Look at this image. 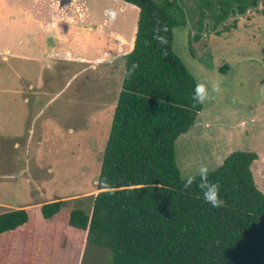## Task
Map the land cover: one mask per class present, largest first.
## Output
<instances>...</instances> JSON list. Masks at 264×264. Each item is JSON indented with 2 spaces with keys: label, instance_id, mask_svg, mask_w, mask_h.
Segmentation results:
<instances>
[{
  "label": "rangeland",
  "instance_id": "374dc122",
  "mask_svg": "<svg viewBox=\"0 0 264 264\" xmlns=\"http://www.w3.org/2000/svg\"><path fill=\"white\" fill-rule=\"evenodd\" d=\"M104 5L116 18L105 9L97 58L54 62L43 72L38 62L0 58V120H11L8 127L18 135L29 129L31 137L28 147L24 140L18 147L0 140V160L9 163L8 172H0V213L26 209L35 228L32 237L0 235V264H110V253L89 244L87 231L69 233L56 247L37 211L56 200L63 212L93 209L137 16V8L121 0ZM191 25L174 28V51L196 83L208 85L211 99L175 142L181 176L202 163L212 171L230 153L249 150L258 154L252 171L264 192L263 6L231 16L217 32L213 23L206 32L193 19ZM214 82L218 93L211 91Z\"/></svg>",
  "mask_w": 264,
  "mask_h": 264
},
{
  "label": "trees",
  "instance_id": "16d2710c",
  "mask_svg": "<svg viewBox=\"0 0 264 264\" xmlns=\"http://www.w3.org/2000/svg\"><path fill=\"white\" fill-rule=\"evenodd\" d=\"M122 1L139 10L125 72L139 68L124 73L92 212H63L58 200L38 207L50 240L61 247L70 232L87 231V242L107 250L110 264H264V192L252 171L258 154L234 151L210 171L220 208L206 204L195 184L184 189L175 154L177 138L202 110L191 98L196 80L174 51V28L187 24L184 8L202 30L207 20L216 26L258 0ZM160 25L167 27L165 46L153 39ZM30 220L23 208L0 213V235L32 237Z\"/></svg>",
  "mask_w": 264,
  "mask_h": 264
},
{
  "label": "crops",
  "instance_id": "0c3cea01",
  "mask_svg": "<svg viewBox=\"0 0 264 264\" xmlns=\"http://www.w3.org/2000/svg\"><path fill=\"white\" fill-rule=\"evenodd\" d=\"M104 2L109 3V0L0 2V58L3 61L10 57L38 62L42 65V72L54 62L97 58L99 50L97 52L94 46H100L107 26L105 9L109 12ZM138 13L139 10L134 17L133 33L136 31ZM8 125H11V120H0V140L14 141L15 147L24 140L28 147L31 140L29 129L26 134L18 135ZM8 164L0 160V172H8ZM17 189L21 190L20 187Z\"/></svg>",
  "mask_w": 264,
  "mask_h": 264
},
{
  "label": "clouds",
  "instance_id": "9594fccd",
  "mask_svg": "<svg viewBox=\"0 0 264 264\" xmlns=\"http://www.w3.org/2000/svg\"><path fill=\"white\" fill-rule=\"evenodd\" d=\"M112 20H115V12L109 10L107 13ZM167 32V27L160 25V27L154 29L153 39L158 42L160 46L167 45L168 41L166 36L161 33ZM162 51L166 54V49L162 47ZM139 68L138 64H132L125 72V77H130L136 69ZM221 86L219 82H214L211 85L212 92H220ZM192 101L194 104H204L211 99L209 93V87L204 82H198L194 84L192 92ZM210 170L206 164H201L194 174H189L183 178V187L185 190H189L195 184L199 189L203 201L210 205L212 208H220L224 205V199L221 195L220 185L209 179Z\"/></svg>",
  "mask_w": 264,
  "mask_h": 264
},
{
  "label": "flooded vegetation",
  "instance_id": "af4514ba",
  "mask_svg": "<svg viewBox=\"0 0 264 264\" xmlns=\"http://www.w3.org/2000/svg\"><path fill=\"white\" fill-rule=\"evenodd\" d=\"M258 2H259V0H258ZM261 3H262V0L260 1V6H261ZM260 6L258 7V4H257L256 7H249V8H252V9H249V8H248V9H249V10H257V9L260 8ZM248 9H247V10H248ZM247 10H246V11H247ZM249 10H248V11H249ZM246 11H245V12H246ZM245 12L242 13V14H239V13H235V14H233L232 12H230L229 16H228L225 20H223L222 22H224V21L226 22L229 18H231V16H234L235 18H237L238 16H243V15H245ZM247 13H248V12H247ZM247 13H246V14H247ZM222 22H220V23H222ZM225 22H224V23H225ZM205 23H206V22H205ZM220 23H219V24H220ZM224 23H222V24H224ZM219 24H217L215 27H217ZM222 24H221V25H222ZM207 25H208V26L210 25V26H211L210 29H213V25H212V24L207 23ZM220 27H221V26H220ZM219 29H220V28H219Z\"/></svg>",
  "mask_w": 264,
  "mask_h": 264
},
{
  "label": "water",
  "instance_id": "95a60500",
  "mask_svg": "<svg viewBox=\"0 0 264 264\" xmlns=\"http://www.w3.org/2000/svg\"><path fill=\"white\" fill-rule=\"evenodd\" d=\"M260 1H261V0H259V2H258V7L260 6ZM249 9H252V8H249ZM249 9H248V10H249ZM248 10L245 12V14L248 12ZM184 11H185V16H186L187 24H189L190 26H192V25H191V20H190V18H189L188 11L186 10V8H184ZM206 22L209 23V20H207ZM224 22H225V21H224ZM224 22H222V23H224ZM207 23L204 24V28H203V30H204L205 32H206V30H207ZM222 23H220V24L217 26L218 28L216 29V32H217V30L219 29V27L221 26ZM216 32H215V33H216ZM195 33H196V32L193 30V37H194V34H195ZM205 34H206V33H205Z\"/></svg>",
  "mask_w": 264,
  "mask_h": 264
}]
</instances>
